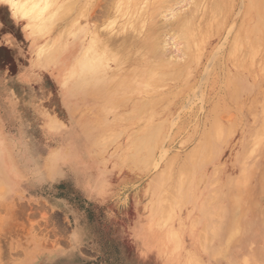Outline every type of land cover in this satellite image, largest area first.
Wrapping results in <instances>:
<instances>
[{
  "label": "rangeland",
  "instance_id": "1",
  "mask_svg": "<svg viewBox=\"0 0 264 264\" xmlns=\"http://www.w3.org/2000/svg\"><path fill=\"white\" fill-rule=\"evenodd\" d=\"M76 1L69 2L76 9L69 14L79 15L71 28L79 31L85 49L104 55V65L114 71L116 51L105 55L104 47L116 33L138 35L131 24L140 19L131 22L126 6L124 11L114 8L112 18L101 16L100 5L101 12L96 7L86 11L99 22L109 20L101 24L79 13L98 0H78L73 6ZM185 1L176 6L180 11L189 9ZM206 1L194 9V14L200 12L197 18L190 12L194 22L184 27L189 31L194 25L190 31L195 36L184 32L197 38L187 46L179 44L184 43V50L191 46V55L186 51L190 73L179 80L180 102L172 113L179 120L167 128L171 134L158 144L163 145L155 149L154 160L124 157L130 151L131 128L138 130L141 117L134 126L123 124L127 134L103 145L108 146L104 156H87L89 163L78 168L68 162L71 150L87 144L79 139L81 119L96 117V110L86 104L73 111L54 60L44 49L60 38L73 41L72 36L61 37L69 15L39 38L28 20L15 14L13 2L0 0V264H240L241 258L257 259L247 249L249 241L264 244V29L256 39L248 13L262 11L264 0ZM105 25L111 32L108 27L103 31ZM221 130L227 134L220 135ZM86 171L95 182L89 187L82 184ZM246 235L260 237L248 241Z\"/></svg>",
  "mask_w": 264,
  "mask_h": 264
},
{
  "label": "bare ground",
  "instance_id": "2",
  "mask_svg": "<svg viewBox=\"0 0 264 264\" xmlns=\"http://www.w3.org/2000/svg\"><path fill=\"white\" fill-rule=\"evenodd\" d=\"M10 1L13 2L12 5H14L15 14L24 16L28 20V25L30 26L32 33L34 35L38 34L39 38H40V35L46 34V31L50 29V27L52 26L53 23H55V22L59 23L58 20H60L62 18H67L69 15V17L67 18V21L69 24L63 29L61 37L72 36L73 41H71L70 43H66V42H63L64 41L63 39H62V41H59L61 39L60 38L58 41L53 42L52 44L48 43L47 45H45L43 43V45H45V47L44 46L43 47L46 51V55H48V57L51 56L52 59L54 60V66L56 67V69L59 72L58 73L59 78L65 85V90L67 92L66 93V101H67V103L70 104L73 111H76L78 109L79 105L82 106V105L90 104V105H93L94 110H96L94 112V116H96V117L85 116L84 119H81L82 122L84 121L82 124H80L81 121L78 119V121H77L78 124H80V126L83 128L82 131L84 130L82 132V134L80 133L79 139L83 138V139L87 140V144H85L84 147L81 146V148H79V149L72 148L71 151H73L74 155L72 156V158H70L68 160V162H70L71 164H74L78 168H83L84 166H86L89 163V158H87V156L92 157V154H94L95 156H100V157L102 155L104 156V151H106L105 149L108 147L107 145L109 144L107 142L117 140L118 137H121V135L124 132L126 133V131L123 129V124L124 123L130 124V127H131V125L134 126L137 123H139L138 121L141 117H144L143 123L140 122L139 123L140 125H138L139 128L136 127V128H138V130H133L131 128L132 133L131 134L129 133L131 141L128 144L129 146L128 145L126 146V147L130 148V151L124 157L125 158L130 157V159L131 158H133V159L146 158L148 161H153L154 160L153 156L155 155L154 151L159 146L158 144L161 141L165 140L167 135L171 134L170 132H168L167 128L171 126V129H172V126L175 125L177 123V121L179 120V119L178 120L176 119L177 115L175 116L176 118H174L172 116V113H174V111L177 109V105L180 102L179 100H180L181 95L179 92V90H180L179 86H181V85L179 83V80L184 76H188L190 73L189 65H187L188 60L186 61V59H188V56L186 58V55L188 52L191 55V52L189 51V48L191 46H189L188 48H186V50H184L183 48H180V46L184 47V46H182V44H184V43H182L180 46H179V44H180V42L184 41L186 43V46H187L189 43L191 44V42H194L195 39H197V38L192 36L195 39L191 40V34L189 35V34L185 33L184 29L189 27L187 25V22L188 21L190 22L191 18L189 19V17L192 16V14L189 15L190 12H193V14H194V9L198 10L197 8L202 5V0H193V2H192V0L187 1L189 3V9L185 8L187 10H184V11H180L183 8L180 7L181 9H179L178 7H176L177 5H180V3L184 0H98L96 2V4H94V5L92 4L88 8L85 6L86 9H84V10H83L84 7L82 9H80V11L81 10H83V11H81L79 13L80 14L85 13V15L88 14V18H89L91 16V14L89 12H86V11L87 10L90 11L93 8H95L96 6L100 5L99 7H100V10L102 12L98 9L99 7H96V9H98L99 12H101L102 17H103V15H105L104 17L107 18L109 15L115 14L114 8H116L115 11L116 10L118 11L119 9L123 10L122 7L126 6L127 9L125 10L126 12H124V13L128 14L131 22L136 20V18L140 19V21L137 25H134V23L131 24V26L133 27L132 30L134 32L138 31V35L133 36L132 34H134V32L132 31L133 32V33L131 32L132 36L126 35L123 37L122 36L116 37V35H117V33H116L114 39L108 45H105L104 52H102L103 54L106 55L108 52L116 51V52H114V56L111 58V60L117 67L112 72L109 71L108 66L104 65V63H103L104 62V58H103L104 55H101V56L95 55V54L91 55L92 54V53L90 54L91 50H86L85 45H83L80 42V40L77 38L79 31L76 32L71 28V26L74 25L75 20L79 16L78 14L70 15L71 12L75 9V7H74V9H73V7H71L72 4L70 5L71 0H10ZM207 1H206L205 5H207ZM217 1L213 0V2L218 3ZM258 1H260V0H258ZM77 3H78V0L76 1V3H73V6H76L74 4H77ZM80 4H81V2H80ZM187 4H186V6H187ZM210 4H211V2H210ZM184 5H183V7H184ZM240 6L242 7L241 4H240ZM243 6H244V4H243ZM212 7L214 8V5H212ZM203 8H202V10H203ZM210 8H211V5H210ZM257 8H259V6H257ZM200 9H201V7H200ZM228 9H229V7H228ZM233 9H235V8H233ZM204 10L206 11V9H204ZM94 11L96 13L97 10H94ZM205 11H204V14H205ZM99 12H97V13H99ZM112 12H114V13H112ZM195 12H197V11H195ZM124 13L122 12V14H124ZM197 13H195V14H197ZM215 13H216V9H215ZM215 13H213V14H215ZM107 14H108V16H107ZM119 14H120V12H119ZM119 14H117V15L120 16ZM206 14H207V12H206ZM242 14L244 15V13H242ZM248 14H250V17H251L250 19L253 21V24L256 25L255 26V29H256L255 38L260 39L261 35L263 34L262 31L264 29V7H263L262 11L254 13V10H251L250 13H248ZM112 15L109 18H112ZM211 15H212V13H211ZM122 16H124V15H122ZM195 16H196V18L198 17V15H195ZM195 16H192V18H195ZM236 16L241 18L238 15H236ZM117 17H116V20L119 21L118 18H120V17H118V18ZM211 17H209V18H211ZM213 17H214V15H213ZM105 18H103V19L106 20ZM123 18H122V20H123ZM242 18H243V16H242ZM94 19H95V16L93 13L91 16V20H94ZM97 19H98V17H97ZM97 19H95V20H97ZM200 19L203 21L202 16ZM100 20H101L100 22L98 20L96 22H99L102 24V21H104V20H102V18ZM113 20H115V19L113 18ZM210 20H209V22H210ZM215 20H216V18H215ZM82 21H84V20H82ZM82 21L80 23H82ZM106 21H104V22H106ZM193 22H194V20H193ZM193 22H190V23L192 24ZM211 22H213V18H212ZM228 22L229 21H227V23ZM234 22H236V21H234ZM241 23H242V20H241ZM241 23H239V25ZM115 24H117V23H115ZM203 24H205V23H203ZM219 24L216 27L219 28V26H220ZM234 24L235 23H232L231 26ZM108 25H110V24L108 23ZM186 25H187V27H186ZM211 25L212 24H210V26ZM117 26H118L117 28H119L118 24H117ZM122 26H124V25H122ZM190 26H192V30L191 29L190 30L193 31L194 25H190ZM198 26L200 27V23ZM208 26H209V24H208ZM241 26H243V25L241 24ZM107 27L108 26H106V29L103 30L104 32L105 31L107 32ZM109 27H108V30H109ZM129 27H130V25H129ZM195 27H197V25ZM224 27H222V28H224ZM112 28H114V27L112 26ZM209 28L212 29V26ZM239 28L240 27L237 28L238 29L237 35L239 33ZM101 29H103V28H101ZM122 29H123V27H122ZM231 29H233V28H231ZM110 30H112V29L110 28ZM130 30H131V28H129V31ZM190 30L188 31L185 29V31H188V33H192ZM200 30H201V28H200ZM52 31H53V29H52ZM120 32H118V34H123V32L122 33H120ZM136 32H135V34H136ZM143 32H144V34H143L144 36L141 37L140 35ZM196 32H197V30H196ZM92 33L94 34V36H97V30L96 29H93ZM112 33H114V32H112ZM201 33L199 32V37H200V35H202ZM244 33H246V32H244ZM192 34H194V36H195V30H194V33H192ZM117 36H119V35H117ZM109 37L110 36H108L107 38H109ZM233 37L235 38V34ZM239 37H240V35H239ZM239 37H237L236 40L238 39V43L240 44ZM245 37H246V39H245ZM245 37H244V39L247 41V38L249 36H245ZM206 38H207V36H206ZM180 39H182V41ZM66 40L68 41V39H66ZM204 40H206V39H204ZM236 40H235V42H236ZM228 41H229V39H228ZM196 42H197V40H196ZM247 42H249V41H247ZM260 42H259V44H260ZM241 43H243L242 40H241ZM193 45H195V44H193ZM235 46L237 48V44ZM241 46H243V45L241 44L239 47H241ZM46 47H47V49H46ZM261 47H262V45H261ZM221 48H223V47L221 46ZM236 48H235V51H236ZM246 48H247V46H246ZM250 48L253 49L252 46H250ZM255 48H256V45H255ZM255 48H254V52H255ZM232 49H234V48H232ZM259 49H260V47H259ZM186 51H187V53H186ZM204 51H206V50H203V52ZM246 51H247V49H246ZM200 52L202 53V51H200ZM239 52H241V51H239ZM197 53H198V51H197ZM231 53H232V50H231ZM243 53H245V52H243ZM251 53L253 54L252 51H251ZM252 54H250L249 57ZM254 54L252 56H255ZM242 55H244V54H242ZM245 56H248V53ZM191 58L193 59V56H191ZM246 58L247 57L244 58L245 61L242 60V64L240 63L242 66L244 63H246V60H247ZM70 59H74V62H72ZM240 59H242V57ZM249 60H250L249 62L252 61L251 58H249ZM192 61H191V64H192ZM133 64H138V68L132 69L131 66H133ZM207 66L208 65H206V68H207ZM242 66H240L241 69H242ZM134 67H137V66L135 65ZM262 71L264 72L263 67H262ZM205 76H206V74H205ZM190 78H188V79H190ZM217 78H218V76H217ZM205 80H206V78H205ZM205 80H204V82H205ZM185 82H188V81L186 80ZM186 85H188V84H186ZM189 85H191V84H189ZM198 87L200 88V85ZM211 87H213V85H211ZM178 88H179V90H178ZM196 90L198 91V88H196ZM205 90H206V88H205ZM200 91H198L199 94L201 93ZM71 93H74V95L75 94L76 95L82 94V95H81V97H79L80 99H76V97L74 95H72ZM200 95H199V97H200ZM192 96H195V94L194 95L192 94ZM203 99H204V96H203ZM203 99L201 98V100H203ZM198 100H200V98H198ZM201 102H203V101H201ZM188 103L189 102H187L186 106H188ZM190 103H191V101H190ZM16 104H17V101H16ZM183 108H187V107H183ZM78 110H80V109H78ZM160 118H162L163 120L160 123H157L155 120H158ZM79 121H80V123H79ZM125 126H127V125H125ZM133 128H135V127H133ZM219 133H220V135L227 134V133H225V130H221V131H219ZM129 139H126V140H129ZM117 142H119V141H117ZM105 143H107V145H105V146H107L106 148H104V146H103ZM110 143H112V142H110ZM125 143H127V141ZM162 145L163 144H161L159 146V148ZM114 149H116V148H114ZM107 150H108V148H107ZM115 152H117V151H115ZM51 153H52V151H51ZM163 153H164V151H163ZM53 157H54V155H53ZM53 157L51 159H53ZM127 161H128V159H127ZM122 162L126 163L125 161H122ZM129 162H131V160ZM123 163H121V164L123 165ZM155 163L156 162H154V164ZM53 166H54V164H53ZM139 167H140V165H139ZM53 169H54V167H53ZM60 169H61V167H60ZM82 180H83L82 184H84L87 187L92 186V184H95L94 179L91 178L88 171H86L84 173V178ZM3 186H0V188H1L0 190H2ZM209 215H211V213H209ZM255 224L256 225L258 224V219L256 220ZM241 232H243V231L241 230ZM253 232H257L256 229H253ZM253 237L258 240L260 235H254V236L246 235L247 240H248V238H253ZM249 242H250V245H249V248L247 249V252L250 253V251H253L255 253V257H257V259L253 258L250 260H244L243 258H241L240 264H264V244L262 245V243L258 244L257 242H251V241H249ZM259 249H263L262 254H256L257 253L256 250H259ZM238 252L242 253L243 255L245 254V252L241 251L240 249ZM258 257H260V258H258Z\"/></svg>",
  "mask_w": 264,
  "mask_h": 264
}]
</instances>
